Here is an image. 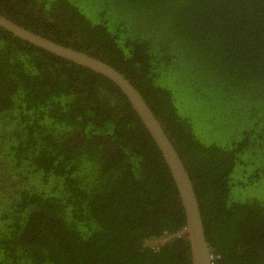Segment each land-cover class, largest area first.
<instances>
[{"label":"trees","instance_id":"trees-1","mask_svg":"<svg viewBox=\"0 0 264 264\" xmlns=\"http://www.w3.org/2000/svg\"><path fill=\"white\" fill-rule=\"evenodd\" d=\"M106 62L192 180L212 264H264V0H0ZM179 191L107 76L0 26V264H192Z\"/></svg>","mask_w":264,"mask_h":264},{"label":"water","instance_id":"water-1","mask_svg":"<svg viewBox=\"0 0 264 264\" xmlns=\"http://www.w3.org/2000/svg\"><path fill=\"white\" fill-rule=\"evenodd\" d=\"M0 26L34 45L107 76L119 86L158 145L177 186L186 217L185 231L191 246L192 264H212L211 248L205 239L192 180L173 142L137 88L120 71L106 62L36 34L2 14Z\"/></svg>","mask_w":264,"mask_h":264},{"label":"built area","instance_id":"built-area-1","mask_svg":"<svg viewBox=\"0 0 264 264\" xmlns=\"http://www.w3.org/2000/svg\"><path fill=\"white\" fill-rule=\"evenodd\" d=\"M211 258H212V254H211Z\"/></svg>","mask_w":264,"mask_h":264},{"label":"flooded vegetation","instance_id":"flooded-vegetation-1","mask_svg":"<svg viewBox=\"0 0 264 264\" xmlns=\"http://www.w3.org/2000/svg\"><path fill=\"white\" fill-rule=\"evenodd\" d=\"M52 40V39H51Z\"/></svg>","mask_w":264,"mask_h":264}]
</instances>
